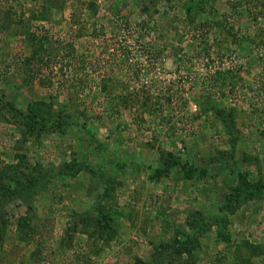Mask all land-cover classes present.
<instances>
[{
  "label": "rangeland",
  "instance_id": "1",
  "mask_svg": "<svg viewBox=\"0 0 264 264\" xmlns=\"http://www.w3.org/2000/svg\"><path fill=\"white\" fill-rule=\"evenodd\" d=\"M36 29L74 56L51 87L9 65ZM5 103L71 123L34 135ZM72 160L110 198L85 172L53 177ZM11 165L0 264H264V199H233L242 176L264 183V0H0V175Z\"/></svg>",
  "mask_w": 264,
  "mask_h": 264
},
{
  "label": "trees",
  "instance_id": "2",
  "mask_svg": "<svg viewBox=\"0 0 264 264\" xmlns=\"http://www.w3.org/2000/svg\"><path fill=\"white\" fill-rule=\"evenodd\" d=\"M32 34V40L30 42V53L28 56H24L21 55L19 58L15 59L12 58L11 62L9 63L10 66H14L16 69H18L19 73H21L25 79L28 80H33L36 81L41 87H51L52 84V73H55L54 69L56 67V65L58 64L59 68L58 70H56V73L59 75H61V77H66L64 73H70L69 72V65L71 63V61H69L70 58L74 57L72 55H69L68 53L63 54V52H61L60 54L58 53H53L56 49L52 48L51 46H49V43L52 42V37L49 35L48 31H45L43 29H36L35 31L31 32ZM70 48V47H69ZM60 50H63L62 48ZM71 60V59H70ZM10 66H6V67H10ZM47 73V75L45 74ZM63 73V74H61ZM104 83V80L102 82V84ZM101 84V85H102ZM100 85V86H101ZM73 86L71 85V83L67 80L62 78V80L60 81V83L58 84V89L60 90H70ZM82 88V86H81ZM101 89H105V86H102ZM82 90V89H81ZM8 106V110L9 113L12 115V117L16 120L17 124L18 123H23L24 126L26 127L27 131L29 133L32 134H40L42 132H47L45 130H47L50 126H49V122H53V124L56 126V131H60L62 132L64 130V128L66 127L65 125L67 123H71L70 119L68 116L64 117H56L59 118L61 121H56V120H44V119H40V121L38 122H34L35 119L32 117V115L30 114V112L28 114H24L18 110H15L13 107H11V105L9 103H5ZM40 125V126H37ZM171 163V164H170ZM170 164V165H168ZM168 164H166V168L167 170L170 168H174L175 166H179L180 162L179 159H175L173 158ZM171 166V167H170ZM181 167H183L181 165ZM64 169L61 170L62 168H60L55 175H53V177H67L70 179H74L75 177H77V175L80 172H85L87 173L90 177H95L97 178L99 181H102L104 183V188H103V193L102 195L99 196L100 200H107L108 198H110V192L109 190H111L112 187V180L109 178L104 177V173H102V170L97 168V169H93L92 166H89V164H87L85 161H79L78 160H72L69 163H67L64 167ZM16 171H18V167L16 166H9L6 170V172L1 173V179L2 181H8L9 184L12 183V181H14L12 179V176H17L16 175ZM156 173L161 174L160 172H163L161 175H164L165 170L164 168L161 169L160 171H158V168L155 170ZM168 173V172H167ZM3 177V178H2ZM6 178H9L8 180H6ZM17 178V177H15ZM109 180V181H108ZM16 181V180H15ZM3 182V183H5ZM107 183V184H106ZM39 184H42L41 180H33V182H30V188L29 191H32L33 188H36L39 186ZM108 186V187H106ZM108 191V192H107ZM233 199H234V203L239 202L238 200H240L241 197V193L244 192H252V191H256V193H258L259 195L261 194V196L264 199V183L261 180H258L256 183L255 182H250L249 180H247L246 176H242L240 179V183L238 184L237 187L234 188L233 190ZM243 191V192H242ZM99 206H95L93 211L95 213H97V215H100L102 217H104L103 211H101V208ZM92 212V211H91ZM90 212V213H91ZM89 214V213H87ZM96 221V220H95ZM78 225H82V231L84 233L88 234V237H91V235H93L95 232H100L102 227H100L98 224L99 222H94V220H91L90 218L83 216L80 220H78ZM97 226V230L93 228ZM93 230V233L90 232V234L88 233V231H91L89 229ZM0 238H1V234H0ZM189 241V240H188ZM188 241L186 242H180L182 247H185L186 244H188ZM1 239H0V248H1ZM181 248V247H180ZM163 249V248H162ZM177 250V249H176ZM160 256L162 254H159ZM156 261L154 262V264H163V260L161 258H159L157 255L155 257Z\"/></svg>",
  "mask_w": 264,
  "mask_h": 264
}]
</instances>
